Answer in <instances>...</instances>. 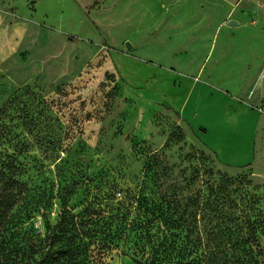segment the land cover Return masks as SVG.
Here are the masks:
<instances>
[{
    "label": "rangeland",
    "instance_id": "1",
    "mask_svg": "<svg viewBox=\"0 0 264 264\" xmlns=\"http://www.w3.org/2000/svg\"><path fill=\"white\" fill-rule=\"evenodd\" d=\"M62 218L57 264H264V0H0V264Z\"/></svg>",
    "mask_w": 264,
    "mask_h": 264
},
{
    "label": "crops",
    "instance_id": "2",
    "mask_svg": "<svg viewBox=\"0 0 264 264\" xmlns=\"http://www.w3.org/2000/svg\"><path fill=\"white\" fill-rule=\"evenodd\" d=\"M171 25H173L174 26V24H171ZM160 43V42H159ZM159 43H155V44H159ZM131 47H133L132 46V44H131ZM130 47V48H131ZM170 46L169 45H167V47H165L166 48V51H167V53L169 54H171L173 57H174V60L173 61H171L170 63H176L177 65H179L180 66V68L182 69V70H189V71H192V72H194V73H197L198 71H199V69L201 68V66L203 65V63H204V61H205V59H206V57L208 56V53L209 52H207V54L206 55H202V53H200L198 50H199V48H196V49H191L190 50V52H188V53H184V55H182V53H180V52H178V54H175L174 52L176 51V49L175 48H169ZM174 49H175V51H174ZM168 54H165L164 56L166 57V56H168ZM213 55V54H212ZM211 55V56H212ZM152 56L153 57H155L158 61H159V63H163V64H170V63H167V62H165V61H163L162 59H164L165 57L164 56H162V55H155V54H152ZM211 56H210V59H211ZM163 57V58H162ZM210 59H209V61H210ZM208 61V62H209ZM208 62H206V63H208ZM150 64H153V63H150ZM153 65H157V64H153ZM157 66H159L160 67V65H157ZM162 68V67H161ZM183 74V72H180V73H177V74ZM209 78V77H208ZM208 78L207 79H205V80H203V81H194V79H191V78H189V77H187L186 75H184L183 74V76H182V79L185 81V82H187L188 84H191L192 86H194V87H196V86H201L202 84L200 83V82H213L212 80H208ZM178 79H180L179 77H178ZM183 82V81H182ZM209 84H213V83H209ZM225 92V91H224ZM226 93V92H225ZM166 104V103H165ZM166 105H168L169 107H171V108H173L174 109V112L176 113V112H178L179 114H180V120H182L183 122H187V123H189L196 131H198V130H204L206 133H204V134H202L203 135V138H204V141H205V143L209 146V147H211L212 149H214V150H216V153H218V154H220V151L214 146V144L210 141H208L207 140V138H208V136H210V127H206V126H200V127H196L194 124V122L190 119V118H188L187 116H186V114H185V112L183 111V108L184 107H179V108H175V106H171L170 104H166ZM177 115V114H176ZM221 151H223V150H221ZM221 155V154H220ZM219 156V155H218ZM257 158V157H256ZM256 159L254 158V161H255ZM253 162V161H252Z\"/></svg>",
    "mask_w": 264,
    "mask_h": 264
},
{
    "label": "trees",
    "instance_id": "3",
    "mask_svg": "<svg viewBox=\"0 0 264 264\" xmlns=\"http://www.w3.org/2000/svg\"><path fill=\"white\" fill-rule=\"evenodd\" d=\"M177 116L180 117V114L176 112ZM65 228V221L62 218L59 220L54 226L49 225V233L45 240L44 246H30L26 250V254L28 257L33 259L34 264H57L59 261H61L63 258L62 256H65L66 250H54L56 242H57V236L56 233L60 229ZM250 242L254 245L258 246L259 248L262 247L259 239V235L256 231H253L251 233V239ZM158 247H156L157 249ZM39 254V257L36 258V255ZM153 260L150 261L148 264H152ZM20 264H23V259L20 260Z\"/></svg>",
    "mask_w": 264,
    "mask_h": 264
},
{
    "label": "water",
    "instance_id": "4",
    "mask_svg": "<svg viewBox=\"0 0 264 264\" xmlns=\"http://www.w3.org/2000/svg\"><path fill=\"white\" fill-rule=\"evenodd\" d=\"M230 25H238V21H230ZM128 46L131 47V44L128 43Z\"/></svg>",
    "mask_w": 264,
    "mask_h": 264
}]
</instances>
